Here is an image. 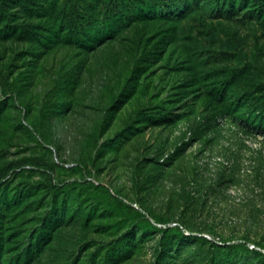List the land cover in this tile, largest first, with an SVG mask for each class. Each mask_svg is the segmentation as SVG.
Instances as JSON below:
<instances>
[{"label":"rangeland","instance_id":"374dc122","mask_svg":"<svg viewBox=\"0 0 264 264\" xmlns=\"http://www.w3.org/2000/svg\"><path fill=\"white\" fill-rule=\"evenodd\" d=\"M51 1L0 15V264H262L264 0Z\"/></svg>","mask_w":264,"mask_h":264},{"label":"trees","instance_id":"16d2710c","mask_svg":"<svg viewBox=\"0 0 264 264\" xmlns=\"http://www.w3.org/2000/svg\"><path fill=\"white\" fill-rule=\"evenodd\" d=\"M27 0H0V15H4L8 18H11L12 15L15 13L13 12V6L11 5V3H20V4H25L24 2ZM158 3H162L165 0H155ZM169 2H171V0H168ZM57 0H52L50 3V9H57L58 12L62 15V17L64 18L63 20L66 22V25L68 26V29L72 32H80L81 30H83L87 23H90L92 25V21L90 19V17H84L82 18L80 11V8H78L79 3L77 0H61V3L58 5ZM109 3V2H108ZM110 3H114V7L117 8V1L114 2L113 0H110ZM119 7V6H118ZM16 10V9H15ZM127 16V15H125ZM131 16V17H130ZM132 17H134L133 15H128V17H117V14H108L106 15L105 19L103 22H105L107 25H109V27H107L108 31L110 33H113L115 31V27H117L118 24L121 25H129V23L132 20ZM143 18V17H142ZM9 26L5 29L7 31L11 32H17V30H19V32L23 33H32L33 31L32 28L36 27L35 24L31 23V22H26L23 21V23H17V22H13V20H11V22H8ZM106 29V28H105ZM108 32V33H109ZM35 35V34H34ZM54 161V159H53ZM55 162V161H54ZM77 165V162H75V164L71 167H65L62 165V167L64 168H72L75 167ZM91 176V175H89ZM88 178V180H91L90 177H86V179ZM210 254L207 255V261L206 264H259L261 263L259 261V263H254L252 260H250L249 258H245L237 261L236 256L239 253H251V252H257V251H250L246 248L241 247L240 244H236V243H216V242H210ZM232 255V257H230L228 254ZM258 253V252H257ZM228 260V261H227ZM232 262V263H231ZM242 262V263H241ZM264 264V262L262 263Z\"/></svg>","mask_w":264,"mask_h":264},{"label":"built area","instance_id":"2783aa9c","mask_svg":"<svg viewBox=\"0 0 264 264\" xmlns=\"http://www.w3.org/2000/svg\"><path fill=\"white\" fill-rule=\"evenodd\" d=\"M55 159H56V161H58L56 157H55ZM74 164H75V162H65V163H64V166H66V167H71V166H73Z\"/></svg>","mask_w":264,"mask_h":264}]
</instances>
